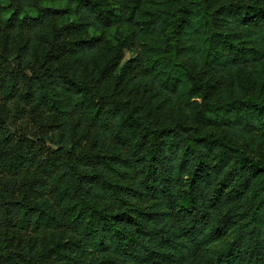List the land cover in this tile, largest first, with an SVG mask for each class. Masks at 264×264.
<instances>
[{"label":"trees","instance_id":"1","mask_svg":"<svg viewBox=\"0 0 264 264\" xmlns=\"http://www.w3.org/2000/svg\"><path fill=\"white\" fill-rule=\"evenodd\" d=\"M0 264H264V0H0Z\"/></svg>","mask_w":264,"mask_h":264},{"label":"rangeland","instance_id":"2","mask_svg":"<svg viewBox=\"0 0 264 264\" xmlns=\"http://www.w3.org/2000/svg\"><path fill=\"white\" fill-rule=\"evenodd\" d=\"M134 54H135V52L133 50L126 49L125 50L124 61H126L129 58H131Z\"/></svg>","mask_w":264,"mask_h":264}]
</instances>
